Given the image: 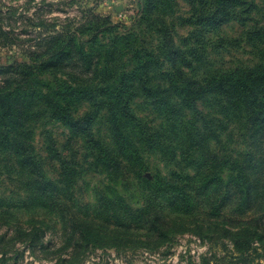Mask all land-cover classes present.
<instances>
[{
  "label": "rangeland",
  "instance_id": "374dc122",
  "mask_svg": "<svg viewBox=\"0 0 264 264\" xmlns=\"http://www.w3.org/2000/svg\"><path fill=\"white\" fill-rule=\"evenodd\" d=\"M158 1L0 0V68H10L0 86L20 78L12 67L38 65L47 33L99 37L91 71L44 76L47 89L65 87L61 99L81 119L75 129L48 111L35 115L46 104L30 90L20 92V131L32 138L3 141L0 127V264H264V224L254 230L247 187L228 183L239 171L252 184L264 174V124L248 107L264 99L254 72L264 68V0L214 9L212 0ZM133 71L126 132L145 166L124 151L99 88ZM64 161L78 171L71 187ZM161 179L177 187L161 190Z\"/></svg>",
  "mask_w": 264,
  "mask_h": 264
},
{
  "label": "trees",
  "instance_id": "16d2710c",
  "mask_svg": "<svg viewBox=\"0 0 264 264\" xmlns=\"http://www.w3.org/2000/svg\"><path fill=\"white\" fill-rule=\"evenodd\" d=\"M151 1V0H149ZM213 9L217 6L219 8H233L239 1L237 0H212ZM172 2V0H170ZM169 2V3H170ZM158 5H163V0L158 1ZM166 5V4H165ZM146 12L153 11V6L146 5ZM91 21L99 23L102 19L100 15L92 13ZM209 22V18H208ZM1 25V24H0ZM86 27L82 31H88V23H86ZM90 32H92L89 29ZM77 33L67 31V30H59L47 33L46 36L42 37L38 40V46H40V51H37L36 58L39 59V63L36 67H32L28 65L26 67L18 64L17 68H11V72L15 69H20V78L14 79L11 75L7 77V81L5 85L0 86V127H4L2 140L8 141L12 137L19 138L21 142H26L27 139L32 138V132L20 131L23 127H28L26 124L27 114L23 112L22 106L24 103V99L27 95L20 94L22 90H30L31 93L35 96L34 98H42V103L46 104L42 106L41 110L33 111L35 115H44L46 111L50 112L53 117L59 120H63L66 124H68L73 129L79 124L81 119H76L74 115L69 111L68 107L65 104V101L61 99V96L66 95L65 87L61 86V89H47V82L44 79L45 73L54 72L55 70H65L68 66L72 67H81L85 70V72L91 71L94 67L92 53L88 50L93 48L95 43L99 42V37L96 33H91V38H87L83 40V38L76 37ZM89 45V48H87ZM144 67H147L148 64L144 63ZM10 68H0V73L2 70ZM146 72L145 70H143ZM255 74L259 77V83L256 86V90H264V68H259V70L254 71ZM134 71L131 75H122L114 81H107L104 84L100 85L99 88L102 93L109 95V99L113 102L114 109L112 110L110 122L112 124L113 130L115 134L121 139L123 144L124 151H128L131 157H134V160H137L141 166H145V161L143 156L141 155L140 148L137 143L127 134L126 129L130 124L133 123L131 115L125 113L126 105L128 104L125 97L128 95V91L130 90L131 84L133 83L132 77L134 76ZM12 82H16V85L13 87ZM214 82L212 85L215 88ZM227 83L223 84V87L226 86ZM46 88V90H45ZM220 89V87H219ZM152 89H150L151 91ZM45 93V94H44ZM257 98H253L249 103L248 107L250 110L256 113L258 123L264 124V99L260 101L259 96ZM116 100L120 102L115 103ZM258 104V105H257ZM122 109V116H121ZM84 118V117H83ZM88 119L87 127L90 129L91 118L86 116L84 120ZM263 128L261 125H259ZM24 137H22V136ZM87 136L90 142L94 144V146L104 152L106 155L103 159L106 163L115 164L116 160H114L111 155L106 152L103 145L92 138L90 133H87ZM55 155H58V152L55 149H52ZM22 164L29 165L34 162V158L32 157L31 152L28 150L24 151L22 155ZM235 166V165H234ZM238 166H235V170ZM63 168L65 171L64 174V182L68 184V187L75 182L76 176L78 175V171L67 161L63 162ZM139 181L141 179L140 175H137ZM39 177L37 178V180ZM232 182L235 186H246L252 198L249 202V212L251 214H257L254 217L253 227L254 230H261V227L264 224V208L261 206L264 204V174L261 181L256 182V184H252L248 182V179L245 177V174L241 171L238 172L236 176L230 175L228 178V183ZM40 185L48 187V183L44 180H41ZM158 184L162 186L161 190L165 189L171 190L172 188L177 187L176 183L168 180H158ZM260 185V186H259ZM46 189V188H44ZM159 191V190H158ZM262 202V203H261ZM261 203V204H260ZM246 202L238 205L237 208L243 209ZM264 228V227H262Z\"/></svg>",
  "mask_w": 264,
  "mask_h": 264
},
{
  "label": "water",
  "instance_id": "95a60500",
  "mask_svg": "<svg viewBox=\"0 0 264 264\" xmlns=\"http://www.w3.org/2000/svg\"><path fill=\"white\" fill-rule=\"evenodd\" d=\"M121 9H123V7H119V8H118V10H121Z\"/></svg>",
  "mask_w": 264,
  "mask_h": 264
}]
</instances>
